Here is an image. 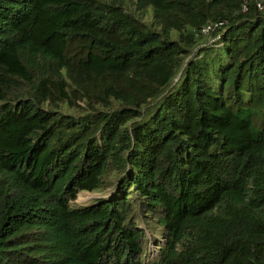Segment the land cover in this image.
Returning a JSON list of instances; mask_svg holds the SVG:
<instances>
[{
    "label": "trees",
    "instance_id": "1",
    "mask_svg": "<svg viewBox=\"0 0 264 264\" xmlns=\"http://www.w3.org/2000/svg\"><path fill=\"white\" fill-rule=\"evenodd\" d=\"M259 3L0 0V264H264Z\"/></svg>",
    "mask_w": 264,
    "mask_h": 264
},
{
    "label": "rangeland",
    "instance_id": "2",
    "mask_svg": "<svg viewBox=\"0 0 264 264\" xmlns=\"http://www.w3.org/2000/svg\"><path fill=\"white\" fill-rule=\"evenodd\" d=\"M110 191L111 190H108L105 193H100V194L88 193V192L79 193L77 196L75 205H77V206L87 205L96 199L105 198L109 195ZM140 226L144 229V231L146 232V236L148 237V238L145 237L144 243H143L144 249L147 248L145 250L146 258L148 261H154L158 257V250L157 249L159 248V246L155 245V243H152V241H151V235L152 234H150L147 231L148 229L145 228L144 223H140ZM153 236L157 237V239H156L157 241L159 240L160 243L162 242L161 239L159 238L158 232H156ZM146 239H147V241H146Z\"/></svg>",
    "mask_w": 264,
    "mask_h": 264
},
{
    "label": "built area",
    "instance_id": "3",
    "mask_svg": "<svg viewBox=\"0 0 264 264\" xmlns=\"http://www.w3.org/2000/svg\"><path fill=\"white\" fill-rule=\"evenodd\" d=\"M258 7H259V9L260 10H262L263 8H264V5H263V3H259L258 4ZM245 10H246V8H245ZM222 23H219V24H216V25H221ZM215 25V26H216ZM212 29V26L211 25H208V26H206L203 30H202V32L204 33V34H207L208 32H209V30H211Z\"/></svg>",
    "mask_w": 264,
    "mask_h": 264
}]
</instances>
